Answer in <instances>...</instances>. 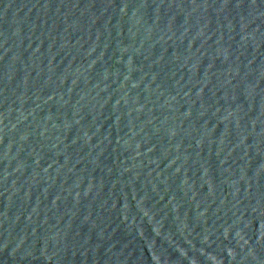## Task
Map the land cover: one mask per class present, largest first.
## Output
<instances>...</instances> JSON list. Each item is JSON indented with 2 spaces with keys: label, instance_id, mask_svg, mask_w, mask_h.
Instances as JSON below:
<instances>
[{
  "label": "water",
  "instance_id": "water-1",
  "mask_svg": "<svg viewBox=\"0 0 264 264\" xmlns=\"http://www.w3.org/2000/svg\"><path fill=\"white\" fill-rule=\"evenodd\" d=\"M0 264H264V0H0Z\"/></svg>",
  "mask_w": 264,
  "mask_h": 264
}]
</instances>
